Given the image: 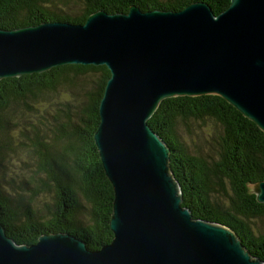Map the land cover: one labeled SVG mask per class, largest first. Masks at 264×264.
Returning a JSON list of instances; mask_svg holds the SVG:
<instances>
[{"label":"water","instance_id":"1","mask_svg":"<svg viewBox=\"0 0 264 264\" xmlns=\"http://www.w3.org/2000/svg\"><path fill=\"white\" fill-rule=\"evenodd\" d=\"M65 65L110 71L94 135L114 191V238L91 250L70 233L21 245L0 222V264H264L231 228L194 219L148 121L162 101L216 95L264 132V0L204 2L179 12L98 11L84 24L0 29V80ZM264 203V181L253 184Z\"/></svg>","mask_w":264,"mask_h":264},{"label":"trees","instance_id":"2","mask_svg":"<svg viewBox=\"0 0 264 264\" xmlns=\"http://www.w3.org/2000/svg\"><path fill=\"white\" fill-rule=\"evenodd\" d=\"M197 2L207 3L216 15L231 5V0H0V29L56 21L84 24L95 12L128 13L132 6L143 12H179ZM93 75L88 83L76 82ZM109 78L106 66L65 65L0 80V222L16 243L33 245L40 236L57 233L75 235L91 250L112 242L114 191L94 140ZM66 86L72 97L51 102V97H63ZM49 106L53 113L47 112ZM15 117L16 140L10 125ZM51 118L48 136L44 130ZM205 121H212L218 134V154L210 161L192 155L178 134L180 125ZM148 124L171 150L170 167L181 187L182 206L194 219L231 228L252 256L264 262V229H254L264 224V203L249 187L264 181V132L216 95L165 99ZM12 158L27 166L18 175L29 189L27 197L15 191L21 187L12 176L15 169L3 165ZM224 181L232 191L227 202L217 194L226 190ZM47 192L54 194V208L41 202Z\"/></svg>","mask_w":264,"mask_h":264},{"label":"rangeland","instance_id":"3","mask_svg":"<svg viewBox=\"0 0 264 264\" xmlns=\"http://www.w3.org/2000/svg\"><path fill=\"white\" fill-rule=\"evenodd\" d=\"M94 78H95V75L80 77L77 79L76 82L77 83H84V82L88 83L90 80H93ZM70 88H73V87H70ZM66 89H67V86L62 87L63 91H61L62 95L61 94L60 95L63 97H55V98L51 97L50 98L51 102L58 104L59 102H63L65 100L70 99L72 97L71 96L72 95L71 90H66ZM47 112L53 113L54 107L49 106V108L47 109ZM19 115L20 114H18L17 116H19ZM32 119L36 122L35 118H32ZM17 122H18L17 117L13 118L10 122V125L12 127V136L15 140L18 137L17 127L15 126ZM52 124H53L52 118L50 119L49 122H46V124H45L46 129L44 130V132L48 136L50 135V131L53 127ZM42 127L40 126L41 132L43 130ZM178 134H179L180 139L184 142V144L187 146V148L189 149V152L192 155H196V156L198 155V156H200L203 159H206L208 161L217 157L218 150H219L218 134L216 132V128L213 125L212 121H205L204 123H201L200 125H192V126L187 127V128L184 125H180L179 129H178ZM10 154H11V156L14 155L13 153H10ZM12 163L16 164L15 168L12 166ZM3 165L9 166V167L15 169V175L13 174L12 176L15 177V180H17V184H19L18 186H20L21 183H20V180L18 181V175H22L25 173V170L27 167L26 164L19 163L15 158H12L9 161L4 162ZM25 177H27V174H25ZM224 185H226V187H225L226 190L219 189L217 194H218V197L220 199L223 198V201L227 202L229 200V197L232 196V191H231L230 184L228 182L224 181ZM30 186L34 187L35 182L32 181L30 183ZM253 186L254 185L249 186L251 191H253ZM28 190L29 189L27 186H25V184H21V187H18L17 190H15V191H17L19 193H24L23 196L27 197L25 194L28 192ZM42 201H44V205H46L45 203H48L49 205H52L54 208V203H53L54 194H53V192L52 193H50V192L44 193L41 196V202ZM254 229H255V231L263 230L264 224H257L254 227Z\"/></svg>","mask_w":264,"mask_h":264}]
</instances>
